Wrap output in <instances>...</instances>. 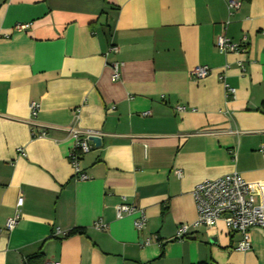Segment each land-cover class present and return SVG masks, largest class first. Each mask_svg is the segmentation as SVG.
Masks as SVG:
<instances>
[{
    "label": "crops",
    "instance_id": "0c3cea01",
    "mask_svg": "<svg viewBox=\"0 0 264 264\" xmlns=\"http://www.w3.org/2000/svg\"><path fill=\"white\" fill-rule=\"evenodd\" d=\"M228 1L0 0V264H264L258 228L244 252L222 222L173 238L203 180L237 173L264 203V0ZM219 34L242 50L219 52ZM71 128L100 138L85 180ZM123 201L143 230L115 218Z\"/></svg>",
    "mask_w": 264,
    "mask_h": 264
},
{
    "label": "built area",
    "instance_id": "2783aa9c",
    "mask_svg": "<svg viewBox=\"0 0 264 264\" xmlns=\"http://www.w3.org/2000/svg\"><path fill=\"white\" fill-rule=\"evenodd\" d=\"M230 14L238 9L239 2L229 0L227 2ZM227 22L224 24V28ZM29 28V24L15 25V30L25 31ZM215 48L221 53H238L242 49L232 43L224 34H219L215 38ZM109 52L117 53L116 47H110ZM112 70L111 79L116 81L119 77V63L112 62L109 64ZM210 73L207 66L194 67L190 74L196 79H202ZM229 94H234V89L226 86ZM30 114L36 116L38 105L32 102L29 105ZM148 113H143L146 116ZM74 137L73 151L69 155L70 164L73 173L78 176L79 180H85L87 177L80 172L79 158L90 151L88 137L89 132L79 131L77 129H69ZM45 132H41L39 136H44ZM259 151L264 154V144L260 146ZM178 177L181 176L180 171H176ZM192 199L196 210V219L189 224H181L176 228L174 239L184 240L190 232L198 228H205L212 231L218 222H222L230 234L239 235V240L235 246L237 251H248L250 249L249 231L253 228L264 230V203L255 201L254 193L246 181L237 173H230L212 180H203L197 183L191 192ZM22 205V198L16 201V207ZM127 216H135L133 227L135 231H141L146 225V216L142 209L125 203L118 204L115 207V218L120 220ZM19 221V215L8 218L5 222L4 229L12 231ZM94 228L98 231H105L106 225L98 220L94 223ZM59 233V231H56ZM148 243V240L145 244ZM43 264H60L57 261L44 262Z\"/></svg>",
    "mask_w": 264,
    "mask_h": 264
},
{
    "label": "water",
    "instance_id": "95a60500",
    "mask_svg": "<svg viewBox=\"0 0 264 264\" xmlns=\"http://www.w3.org/2000/svg\"><path fill=\"white\" fill-rule=\"evenodd\" d=\"M88 141L91 142L95 147L100 146V138L96 135H90Z\"/></svg>",
    "mask_w": 264,
    "mask_h": 264
},
{
    "label": "trees",
    "instance_id": "16d2710c",
    "mask_svg": "<svg viewBox=\"0 0 264 264\" xmlns=\"http://www.w3.org/2000/svg\"><path fill=\"white\" fill-rule=\"evenodd\" d=\"M80 230H72L69 233H67V235H72V234H76V233H80Z\"/></svg>",
    "mask_w": 264,
    "mask_h": 264
}]
</instances>
